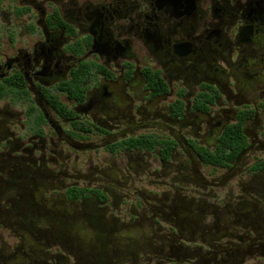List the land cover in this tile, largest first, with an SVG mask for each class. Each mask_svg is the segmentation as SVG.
I'll return each instance as SVG.
<instances>
[{"label":"flooded vegetation","instance_id":"obj_1","mask_svg":"<svg viewBox=\"0 0 264 264\" xmlns=\"http://www.w3.org/2000/svg\"><path fill=\"white\" fill-rule=\"evenodd\" d=\"M13 1L0 264H264V0Z\"/></svg>","mask_w":264,"mask_h":264},{"label":"rangeland","instance_id":"obj_2","mask_svg":"<svg viewBox=\"0 0 264 264\" xmlns=\"http://www.w3.org/2000/svg\"><path fill=\"white\" fill-rule=\"evenodd\" d=\"M38 1H42V0H38ZM17 6H18L17 1L0 0V33L1 34L5 35L10 32H15L16 34H19L23 31V28H24L23 25L26 23H23V22L20 23L18 21L13 20L12 11L14 7H17ZM94 158H97V156H94ZM203 172L210 174L212 176H218L220 174L219 172H216L215 170H212L209 167L203 168ZM262 219L264 220V217H262ZM83 236H85V234ZM80 241L82 242L83 245H85V247L90 246L89 240L86 239V236L83 240L80 239ZM115 242L118 243V241H115Z\"/></svg>","mask_w":264,"mask_h":264},{"label":"trees","instance_id":"obj_3","mask_svg":"<svg viewBox=\"0 0 264 264\" xmlns=\"http://www.w3.org/2000/svg\"><path fill=\"white\" fill-rule=\"evenodd\" d=\"M231 134H233L232 138L228 136L230 134H228L227 136H224V138H222V140L220 142L221 149L218 152H216L214 155H210L206 158L202 157L203 162L205 164H211V165L220 164L223 161L222 157L224 155L222 148L226 147V145L230 142L229 140L232 139L235 142H240L242 140L241 134H240V125L236 126L235 128H232ZM167 155H168V151H165L164 156L167 157ZM235 155H236V152L232 153L231 159L233 157H235Z\"/></svg>","mask_w":264,"mask_h":264}]
</instances>
